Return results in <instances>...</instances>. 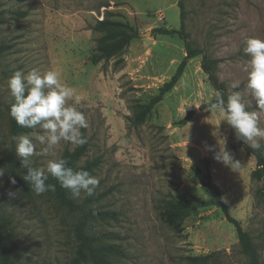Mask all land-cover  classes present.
<instances>
[{
  "label": "rangeland",
  "instance_id": "1",
  "mask_svg": "<svg viewBox=\"0 0 264 264\" xmlns=\"http://www.w3.org/2000/svg\"><path fill=\"white\" fill-rule=\"evenodd\" d=\"M184 32L192 47L219 59L217 74L226 93L239 91L248 111H258L246 89L243 52L248 38L264 40V0H182ZM178 0H0V213L13 229L12 264H68L75 249L74 223L87 218L94 233L119 245L114 264H189L188 256L212 254V264H248L235 226L216 206L193 210L182 222L165 214L169 199H207L208 189L193 170L209 167L231 216L238 219L264 264V176H252L256 158L239 145L234 130L218 111L201 108L215 93L201 67V55L187 60L176 85L142 123H133L135 103H145L175 72L185 56L177 34H159L157 27L179 29ZM20 12H25L20 15ZM106 16L128 22L140 33L116 56L91 62L105 31L93 29ZM149 35H143L145 32ZM54 70L61 83L83 97L78 109L87 120L88 149L79 160L98 159L90 174L99 185L76 202L80 211L61 206L50 192L35 195L6 162L12 139L3 104L13 99L8 79L17 71ZM239 87L231 88L233 82ZM69 103H72L69 101ZM198 107V108H197ZM188 110L193 114L179 124ZM264 128V117L260 121ZM29 129L14 139L31 133ZM224 139L225 145H223ZM36 150L42 147L33 139ZM260 143L264 145V140ZM75 146L61 142L55 153ZM225 148L238 168L214 159ZM262 153L264 154V148ZM53 157L32 156L33 168ZM9 176L16 184L9 182ZM10 191H17L10 197ZM108 210L110 217L86 216ZM90 264V263H88Z\"/></svg>",
  "mask_w": 264,
  "mask_h": 264
},
{
  "label": "clouds",
  "instance_id": "2",
  "mask_svg": "<svg viewBox=\"0 0 264 264\" xmlns=\"http://www.w3.org/2000/svg\"><path fill=\"white\" fill-rule=\"evenodd\" d=\"M243 52L248 56L243 69L246 72V89L258 111L247 110L248 104L239 91H233L225 101L223 93L216 90L209 107L218 111L222 120L231 126L237 140L253 150H260L264 148L260 143L264 140V128L260 127L264 117V40L246 39ZM238 87V81L231 84L233 89ZM7 88L14 100L10 116L20 127L33 130L18 137L16 144V155L21 166L27 169L22 179L30 185L31 191L37 196L54 191L55 185L46 184L51 176L72 198H79L82 192L91 196L99 185L98 178L85 170L74 171L67 166L64 158L55 153L56 146L61 142L77 147L87 143L81 129L88 128V120L77 107L83 97L74 88L61 83L60 74L54 70L41 72L33 68L27 73L17 70L8 79ZM33 139L42 146L39 151ZM221 140L225 145L226 141ZM32 156L53 158L46 161L45 167L33 168L30 167ZM214 159L231 169L240 166L239 161H234L224 147L219 149ZM4 175V170L0 168V177ZM9 182L15 185L16 179L9 176ZM16 193L10 191L8 195L15 198Z\"/></svg>",
  "mask_w": 264,
  "mask_h": 264
},
{
  "label": "trees",
  "instance_id": "3",
  "mask_svg": "<svg viewBox=\"0 0 264 264\" xmlns=\"http://www.w3.org/2000/svg\"><path fill=\"white\" fill-rule=\"evenodd\" d=\"M177 5L180 9L181 24L179 29L174 28H163L157 27L155 31L159 34H177L185 45V56L178 64L175 72L171 75L170 79L165 81L159 88L156 94H154L145 103H135V111L132 116L133 123H142L150 114L154 106L159 103L163 96L169 92L180 79L187 60L195 56L201 55V67L206 73L209 82L214 87L215 91L219 90L223 93L225 101L227 100L228 94L226 93V85L219 79L217 74V64L219 59L212 58L207 55L203 50L192 47L187 34L184 32V16L183 1L178 0ZM3 12L0 11V23L5 22V18L2 17ZM20 15H24L25 12H20ZM93 29L105 31L104 35L100 37V43L97 48V52L91 55V62L98 63L103 59H109L119 54L133 39L139 36V32L128 22L114 20L106 16L101 20H97ZM213 96L206 102L201 104V108H208L209 101ZM214 102V100H213ZM14 103L11 99L9 102L3 104L4 115L7 119L9 134L12 139L10 146L6 148L7 159L6 162L11 166L27 188H31L30 185L22 179V176L27 172V169L21 166L20 158L16 155V146L14 139L20 133L26 132L29 129L20 127L17 125L15 120L10 116V107ZM0 101V111H1ZM192 110H188L186 114L179 119V124H186L192 117ZM83 136L86 138L87 143L83 146H75L72 150L65 149L62 152L61 157L67 161V166L72 168L74 171L85 170L89 173L98 164V159L85 160L82 164L79 160L85 155L88 149V139L85 134V130L81 129ZM239 145L243 147L247 152L253 154L256 158L257 168L253 171L252 176L258 180H261L264 176V154L262 153L263 148L260 150H253L248 144H244L239 141ZM30 167L32 165L30 164ZM193 170L201 178L202 184L208 189L210 196L207 199L193 198L190 200H176L169 199L165 205V214L171 221L182 222L193 210L206 207L216 206L222 209L226 219L231 222L236 229L239 245L241 251L248 257V264H260L256 247L252 241L250 234L244 230L240 224V221L230 215L225 202L222 199L220 189L212 181L209 167L206 165L205 169L194 166ZM46 184L55 185L54 191H47L52 194L55 200L61 205L69 209L70 211H80L87 204V201L83 203L76 202L75 198L71 197V194L64 188H62L57 180L49 176ZM87 217L100 216L112 218L115 213L108 210L102 211H87ZM86 219L80 218L74 223L73 234L76 241L73 256L71 257L68 264H114L111 260V256L121 253L119 245L106 241V233H94L91 232L87 227ZM15 248V240L13 237V229L10 225L9 218L0 213V264H12L13 261V250ZM212 254L207 255H193L188 256L187 259L189 264H212L209 263ZM52 264V263H45Z\"/></svg>",
  "mask_w": 264,
  "mask_h": 264
},
{
  "label": "water",
  "instance_id": "4",
  "mask_svg": "<svg viewBox=\"0 0 264 264\" xmlns=\"http://www.w3.org/2000/svg\"><path fill=\"white\" fill-rule=\"evenodd\" d=\"M149 34H150V32H148V31L143 33V35H149Z\"/></svg>",
  "mask_w": 264,
  "mask_h": 264
}]
</instances>
